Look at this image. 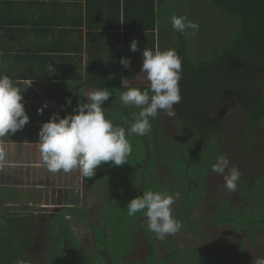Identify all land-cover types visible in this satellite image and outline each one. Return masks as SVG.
Masks as SVG:
<instances>
[{"label":"rangeland","instance_id":"obj_1","mask_svg":"<svg viewBox=\"0 0 264 264\" xmlns=\"http://www.w3.org/2000/svg\"><path fill=\"white\" fill-rule=\"evenodd\" d=\"M210 2L211 0H165L164 7L161 9L164 16L160 17V24L164 28L161 32L157 29V42L152 41L155 45L154 52L156 50L163 52L174 46L175 33L169 31L171 17L173 15L186 16L189 20L199 24V31L195 35L191 34V30H187L185 34L186 39L188 38L190 52H193L194 59H204L207 49H213L217 45L218 34H220V29L210 21L211 13L216 14V9L210 8ZM145 42L153 46L148 36ZM128 80L132 85L146 84L143 77L138 78L137 81L135 77ZM113 97L115 98L111 96L108 101H105L102 107H104L105 118L112 121L114 126L119 127L124 106L116 99L117 96ZM174 117L170 118L163 112H159L155 118H150V139L153 151V164L149 174L150 186H153L157 192L174 197L176 193H179V197L175 198L171 207L173 217L181 224V219L186 214L178 217L177 208H182L185 203L186 191L183 188L181 176L186 175L188 160H190V172L193 175L202 174L206 185L208 184L212 191H215L216 187L221 184L220 188H224L222 191L224 193L220 195L225 194L229 199L213 201L205 206L202 204L192 206L195 229L192 231L189 227L190 230H188L182 225L180 231L162 240L169 250H175L179 254L175 259L166 261L165 264H234L229 262L227 253L221 250L220 244L214 239L209 224L212 222L216 225L217 229L215 230L214 227L213 231L220 239L226 238V242L234 239L238 242L233 229L227 226L219 228L220 216L245 219L264 210V122L258 126L255 133L256 139L251 142L245 130L246 117L243 113H237L233 111V108H229L222 117L227 126L224 137L222 139L205 137V140L199 141L197 137L187 132L181 123L176 126ZM21 140L23 139H19L16 143H23ZM30 146L31 144L25 145V143L16 145L21 151L17 155L7 152L5 155L11 160L7 163L0 161V224L6 227L17 224L15 230L23 234L22 238L30 237L41 230V225L49 222L45 215L53 216L57 212H62L58 217L55 216L50 220L48 225H45L48 243L55 251V259H58L61 264L64 261H61V257L66 255L58 249V244L52 245L51 226L53 223L51 222L65 215L74 239H65L64 249L69 248L72 255L78 256L80 264H100V259L95 254L97 246L92 231L103 222L112 221L115 228L119 227L114 238L115 249L127 251L125 254H120L126 264L150 263V259L154 256L155 242H151L153 235L147 230L145 224L138 222L140 213L130 217L125 207L133 198L142 196V194L133 195L137 184L136 176L129 168H114L94 186L90 193L82 195L80 190L83 176L79 170L69 173L63 171L52 173L41 160L38 146H32L34 152L29 149ZM1 147L7 151L8 148L12 149V143L4 142ZM36 149L38 152L35 151ZM240 151L247 152L243 156L242 165L239 163L240 165L236 166L242 176L237 182V190L229 192L224 187L223 176L211 172V166L216 162L217 156L223 153L232 161H236ZM20 153H23L22 159H19ZM193 153L194 156L191 158ZM12 156L15 162L12 161ZM32 157L36 163L31 162ZM229 200H233L234 203H230ZM36 201L39 204H36ZM44 203L54 205L55 208L42 207ZM110 203L114 211L118 212L119 209L124 208L122 212L120 210L122 216H116L112 220L109 218L113 216L109 213ZM119 203L124 207L119 208ZM24 215L29 216V219H24ZM142 218L147 220L146 216ZM114 230L112 226H107L108 233ZM263 243L264 240L256 241L257 246ZM36 245L38 247L37 242ZM72 261L76 263L77 260Z\"/></svg>","mask_w":264,"mask_h":264},{"label":"trees","instance_id":"obj_2","mask_svg":"<svg viewBox=\"0 0 264 264\" xmlns=\"http://www.w3.org/2000/svg\"><path fill=\"white\" fill-rule=\"evenodd\" d=\"M138 1L141 4L138 12L140 14L137 15L140 24L136 27L143 32H150L153 37L157 26L159 29L164 28L160 24V17L164 16L161 9L164 7L165 0ZM210 8L216 9V14L211 13L210 21L220 29V34H218L217 45L213 49H207L204 59H194L185 34L175 32L171 27L169 29L170 33L171 31L175 33L174 46L170 49H175L182 61V74L179 81L182 100L175 106L178 110L174 122L176 126L181 123L187 132L197 137L199 141L205 140V137L222 139L225 127H227L222 118L223 114L227 109L233 108V111L243 113L246 117L245 130L248 133V139L254 142L258 126L264 122V0H211ZM154 46L153 43L151 49L150 47H146V49L154 50ZM121 81L122 79L119 77H92L81 81L78 91L81 94L83 86H88L91 90L106 88L112 92V98L117 96L116 99L120 101L121 92L127 91V88L122 89ZM138 86L143 91L146 84ZM80 94L78 100L82 102ZM139 111L140 109L134 106H124L121 111L122 122L119 127L126 130V138L133 149L132 154L127 157V164L111 166L109 162L98 167L93 177L89 179L82 177L80 190L82 195L90 193L94 186L116 167L129 168L135 174L137 184L133 195H143V192L149 190L156 191L149 183V174L153 164L150 132L144 136L127 133V129L134 121V114L138 115ZM133 137L135 139H132ZM246 154L247 152L240 151L236 161H232L225 155L231 161L229 167H236L239 163L242 165L243 156ZM175 166L178 167L176 164ZM190 169L191 164L188 160L186 175L181 176L183 188L186 191L185 203L182 208H177V216L181 217L186 214L181 219V225L186 226L188 230L191 228L193 231L195 229V220L192 215L193 205L202 204L205 206L213 201H226L229 198L225 194L220 195L224 193L222 192L224 188H220L221 184L216 187L215 191H212L208 184L206 185L205 177L199 173L193 175ZM233 198L235 199L236 196L234 195ZM38 201L35 203L39 204ZM229 202L234 203L233 200H229ZM42 207L53 208L54 205L44 203ZM118 207L123 208L124 206L119 203ZM109 209V213H112L113 216L109 217L108 214L106 216L112 220L116 216H122L121 212L124 208L119 209L118 212L114 211L110 203ZM60 213L57 212L53 216L45 215V218L50 222ZM142 215L143 213L138 215V222L147 226V220L143 219L144 215ZM64 216L51 222L53 223L51 226L53 240L51 242L52 245L58 244V249L66 255L61 257V261L64 260L61 264H80L78 256L72 255L69 248L64 249L65 239H74ZM23 218L29 219V216L24 215ZM218 221H220L219 228L227 226L231 230L233 229L238 238V242L234 239H229V242L225 241L226 238L220 239L213 231L216 225L210 222L209 226L213 237L220 244L221 250L227 253L229 262L253 264L254 258H264V243L261 246L256 244L257 240H264V210L245 219L221 215ZM49 222L46 224L48 225ZM1 224L0 264H17L18 260H23L24 264H60V261L55 259L54 249L48 243L46 224L41 225V230L36 234L24 238H22L21 232L15 230L17 224L11 227ZM35 224L39 225L38 222ZM113 225L112 221L110 223L103 222L98 228H93L92 234L97 246L95 254L97 258L99 257L100 264H126L120 254H125L127 251L115 249L114 238L119 227L115 228ZM107 226H112L115 230L108 233ZM150 233L153 235L151 242H155L157 245L155 243L153 245L154 256L150 259L149 264H165L166 261L173 260L179 255L175 250H169L162 240L156 238L155 233ZM73 259L77 260L76 263L72 261Z\"/></svg>","mask_w":264,"mask_h":264},{"label":"crops","instance_id":"obj_3","mask_svg":"<svg viewBox=\"0 0 264 264\" xmlns=\"http://www.w3.org/2000/svg\"><path fill=\"white\" fill-rule=\"evenodd\" d=\"M140 7L138 0H0V75L10 77L20 89L30 118L22 130L0 138L5 154L17 155L21 149L16 145L24 143L34 152L43 123L54 113L61 118L73 114L81 81L141 75L142 51L152 47L145 38L156 43L159 28L153 37L137 29ZM133 40L139 42L136 52L130 51ZM122 58L130 59L128 69L121 65ZM89 91L82 87V103ZM19 139L23 143H16ZM4 142L12 143V149L1 147ZM9 160L5 155L3 162Z\"/></svg>","mask_w":264,"mask_h":264},{"label":"clouds","instance_id":"obj_4","mask_svg":"<svg viewBox=\"0 0 264 264\" xmlns=\"http://www.w3.org/2000/svg\"><path fill=\"white\" fill-rule=\"evenodd\" d=\"M171 27L180 34H187V30H191V34L195 35L199 31V24L186 16L173 15ZM138 43L137 40L131 41L130 51H138ZM120 63L128 69L131 61L122 58ZM181 74L182 61L175 49L163 52L143 49L141 75L135 79L137 81L138 77H143L146 82L144 90L137 83L135 86L130 84L127 77L121 81L122 89L127 88L120 94L122 106L140 109L138 115L134 114V121L127 129L128 134H148L151 131L150 118H155L159 112L170 118L177 115L175 106L182 100L179 88ZM111 96L112 92L106 88L89 91L87 102H78L72 109L73 114L61 118L59 113H54L48 122L41 125L36 144L50 172L79 170L84 178L89 179L95 175L98 167L109 162L111 166L127 164L132 147L126 138V130L106 119L102 107ZM22 101V92L10 77L0 75V138L15 134L29 123L30 118ZM66 103L71 106V99H67ZM46 107L47 104L38 109V113L42 114ZM4 158L5 152L0 148V161ZM230 164L225 155L219 154L211 171L223 176L226 190L235 192L242 173L235 166L229 167ZM178 197L179 193L174 197L149 190L133 198L125 207L130 217L143 213L147 218V230L163 240L168 235L176 234L182 227L172 215L171 206ZM17 264H24V261L18 260ZM253 264H264V258H254Z\"/></svg>","mask_w":264,"mask_h":264}]
</instances>
